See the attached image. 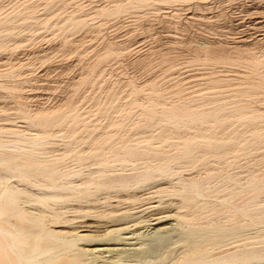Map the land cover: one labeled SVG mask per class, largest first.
<instances>
[{
  "label": "bare ground",
  "instance_id": "6f19581e",
  "mask_svg": "<svg viewBox=\"0 0 264 264\" xmlns=\"http://www.w3.org/2000/svg\"><path fill=\"white\" fill-rule=\"evenodd\" d=\"M16 1H19V0H16ZM30 1H33V0H30ZM46 1L47 2L50 1L49 2L50 4H51V2H52V4L54 3L51 0H46ZM56 1H58V0H56ZM124 1L122 3H120L121 1L120 2L116 1L117 3L115 2L116 4L114 3L115 5L113 6L114 9L121 8L123 6ZM136 1H138L137 4L139 6V3H141L144 0H135V2ZM23 2H26V1L23 0L21 3H23ZM36 2L37 3H35V4H38V2H39V5H37V7L39 8L41 1H36ZM105 2H108V1H105ZM128 2L130 3L131 0H128ZM135 2H131V4H133ZM18 3H17V5L21 6V3L20 4H18ZM43 3L45 4V0ZM162 3H164V2H162ZM27 4L28 5L24 6V8L20 9V7H19V10L18 9L16 10V12H18V13L20 12L22 14L20 21H18L19 19H16L17 18L16 16L15 17H13V15L11 16L10 13H9V15L4 16V17L0 16V36H1L0 39H2L3 36H4V38H7L9 36L7 34H10V36H12L14 34L13 28L18 26L19 22L20 23H31L32 19L34 17L35 18L37 17L36 12L40 9H38V8H37V10L35 9L34 2L30 3V4L27 3ZM85 4H87V3H85ZM53 5L52 6L50 5V8L52 7V9H54ZM133 5H135V4H133ZM14 6H16V5H14ZM48 6L46 3L44 7L46 8ZM1 8H3V7H1ZM5 8H7V6ZM103 8H105L104 11H107L109 9L108 7H107L108 9H106L105 6H103ZM50 10H49V12H50ZM54 10H52V11H54ZM109 10H111V8ZM44 11H45V9H44ZM99 11L101 12V10H99ZM42 12L43 11H41V13ZM45 12H47V14H48V11H45ZM0 13H1V11H0ZM38 13H40V12H38ZM259 13H260V11H259ZM14 14H15V12H14ZM49 14H50L51 19H52L53 16H52L51 12ZM58 14L59 13H57V17L59 16ZM41 15L43 17H47V16L43 15V13ZM54 15H56V14H54ZM38 17H40V15H38ZM69 17H72V15ZM69 17H67V18L69 19ZM19 18H20V16H19ZM58 18H56V19H58ZM61 18H62V16L59 19H61ZM72 18H70V19H72ZM53 19H55V17ZM53 19L51 21H53ZM65 19L66 18L64 17V21L67 20V19L66 20ZM70 19H69V22H70ZM33 20H35V19H33ZM36 20L38 21V18ZM82 20L83 19H81V18L78 19L75 17V19H72L71 21L75 25H78L79 23H81ZM17 21H18V23H17ZM40 22L42 23V21H40ZM34 23H36V22H34ZM41 23L39 24L40 26L42 25ZM44 23L47 24L48 21L44 20L42 26H44ZM65 23H67V21ZM65 23H63V24H65ZM71 23H69V24H71ZM38 24H36L37 27H39ZM69 24L67 23L64 26H66V25L69 26ZM23 25H25V24H23ZM36 25L32 24L33 27H31V28L33 29L34 26L36 27ZM55 26H56V24H55ZM27 27H25V28H27ZM37 27H36V29H37ZM46 27L48 28V25H46ZM25 28L24 29L21 28V30H20V28L19 29L17 28V29H18V31L19 30L22 31V30H25ZM28 28L30 29V26ZM17 29H16L15 33H17ZM145 31H146V29H145ZM38 32H40V31H37V33ZM22 34H24V33L21 32V35ZM5 36H7V37H5ZM32 37H34V36L32 35ZM246 37H247V35H246ZM9 38H11V37H9ZM7 39H5V40L3 39V40L6 42ZM243 39H246V38L244 37ZM249 39L251 40V37ZM240 41H242V40H240ZM2 42L3 41L0 40V45L2 44ZM219 43H220V41H219ZM239 44L242 45V47L240 45L241 48H243L245 46V45L243 46L242 43H239ZM5 45L6 44H4V46ZM122 45H123V43H122ZM198 45L200 46V44H198ZM223 45L224 44H222V46ZM222 46L220 48L223 50ZM236 46L232 47V50H233V48L237 49ZM128 47L123 46L122 48H128ZM214 47H218V46H214ZM247 47H249V46H247ZM0 48H1V46H0ZM118 48H119V46H118ZM118 48H116V49H118ZM206 48L208 49L207 45H206ZM220 48H219V55L221 52H224L225 55L229 56L227 54L228 51H227V53L225 50L220 52ZM244 48L246 49V51H244V53L246 52L247 53L246 55H249L250 53L247 52L246 46ZM244 48L242 50H245ZM37 49H39V48H37ZM119 49H121V46ZM198 49H200V48H198ZM211 49L214 50L216 52V54H218V51L215 50L217 48H215V49L211 48ZM210 50H209V52H210ZM212 50H211V52H212ZM248 50H250V48ZM115 51H117V50H115ZM120 51H122V50H120ZM214 51L212 52L213 55H215ZM250 51L252 52L253 50H250ZM263 51L264 50L262 49V52ZM229 52H231V49L229 50ZM233 52H235V51L233 50ZM254 52L255 51H253L252 53L254 54ZM241 53H243V52H240V54H238L237 56L241 55ZM252 53H251V55H252ZM222 54H221V56H222ZM229 54H232V53H229ZM235 54H237V52H235ZM225 55H223V57ZM41 56H43V54ZM230 56L228 58H230ZM216 57H217V55H216ZM242 57H240V58H242ZM244 57H246V56L244 55ZM30 58H32V57H30ZM0 59H1V57H0ZM226 59H227V57H226ZM231 59L234 61L235 57L234 58L231 57ZM236 59H238V61H240L239 58H236ZM236 59H235V61H236ZM246 59H248V61H249V62L246 61L247 63L255 64L253 59L249 60V57ZM241 60H245V59L242 58ZM3 61L5 62V60L2 59L1 62H3ZM255 61H256V59H255ZM257 61L260 62L262 60L258 59ZM257 61H256V64H258ZM14 62H15V60H14ZM227 62L229 63V61H227ZM262 63H259V64H261L260 66H262ZM256 64H255V67H256ZM252 66H254V65H252ZM16 67L17 66L10 67L11 69H9V71L11 70L10 71L11 74L14 71L16 72V70H13ZM258 68H259V66L256 68V70ZM3 69L4 68H1V70H3ZM18 69H19V67H18ZM253 70H255V69H253ZM256 70H255V73H256ZM2 72L3 71H1V73ZM257 73H258V70H257ZM7 74H9V73H7ZM14 74H12V75H14ZM258 74H260V73H258ZM17 75H19V73ZM261 75L262 74H260V76ZM256 76L259 77L258 75H255V77ZM262 76H264V75H262ZM229 77H232V76H229ZM149 82H151V81H149ZM250 84L253 87V88L250 87L249 88L250 90H251V88L254 89V87H256V89L258 88V91H256V92H259V91H261L259 89H262V87H264V77H261L257 81L250 83ZM247 85L245 86V88H247ZM242 87H244V86H242ZM249 89L247 88L246 90H249ZM243 90L244 89H242V91ZM263 90H264V88H263ZM199 92L202 93L203 91L199 90ZM240 92H241V89H240ZM256 92H254V93H256ZM153 94H155V93H153ZM207 94H208V91H207ZM225 94H227V93H225ZM252 94H249V95H252ZM221 95H222V93H221ZM19 96L21 97V95H19ZM204 96H206V95L204 94ZM145 97H147V95ZM151 97H153V96H151ZM199 98H201V97H199ZM151 99L155 100L154 98H151ZM151 99L148 102H150V101L153 102V100H151ZM202 99H201V101H202ZM207 99H208V97H207ZM210 99H212V98H210ZM197 100H200V99H197ZM23 101H24V99H23ZM180 101H182V100H180ZM24 102H22V98H21V100L17 99V102H16L17 105L14 104L13 108L16 109L15 113L17 115L25 118V120H26L25 122H27L29 126L33 125L30 129L23 127L24 124L20 125L21 123H19V121L18 122L15 121L14 117H13L14 118L13 121H11L12 120L11 119L9 121H5V122L3 121L0 124V131H6V135L5 134L4 135L7 136V137H2L0 135V264H261L262 262H264V175H262V176L260 175L258 177V174L256 172H253V173L257 174L256 177H252L248 180H245L247 178V176H245V178L242 180L241 176L238 177V179H237L234 176L233 172L229 173L231 171L230 170L228 172L229 169L227 170V172H228L227 173V172L223 171L224 169L221 168L222 169V172H221L220 171L221 169L219 170L218 168H220V167H218V166H216V167H218L216 169V171L218 170L220 172L213 171V169H215V168H212V167H211L212 170L208 169L209 170L208 172H194V171L193 172H179V171L184 170L183 167L180 170L178 169L180 167L179 164H178L179 167L178 168L176 167L177 168L176 172H170L171 170H173L172 166H171L172 160L174 161L175 159H179L181 157H186L188 160L195 159L196 155L194 156L193 152H194V148L197 146V143L199 140L205 141V142H203V143H206L204 145V147L206 145H209L208 147H211V148L215 147V146H220V147L222 146V148H223L224 146L226 147V145H228L229 140H230L229 137H228L229 140L226 137H224L225 134L223 136H220V137H215L214 136L215 132L218 129H216V127L214 128L213 125L211 126V124H210L211 128L209 126L207 127V125L209 124L208 121H211V119H213L212 123H214V126H217V124H215V123H219L224 119V116L222 117L219 114V109H217L218 105H216V107H212L215 105L211 106V104H210V106L209 105L206 106L207 103L205 102L206 104L205 103L203 104V105H205V107H204L202 105L189 104L187 101L186 102L185 101L179 102L177 100V102H179V103L173 102V104H171V105H166V104L162 103L161 108H157L158 102H156V105L154 104L155 101L153 103H149L146 105V108H143V109H146L147 112H149V113L146 112L147 114H149L148 117L150 115H152V117H155L156 120L157 119L160 120V119L165 118V119H167L168 122L171 121V123L175 124V125H177L178 122H180L181 120L184 121L183 119H185L186 121H190L189 124L190 123L192 124V122L195 123L198 121L201 123L202 122L203 123L208 122V123H206L207 124L206 126H205V123H204V127L202 126L203 128L207 127L208 132L201 133L202 138H199V136L196 135V133H194V135L192 133H190L193 136L192 135L189 136L190 134H188V135L185 134V136H187V137L183 136L184 137V138H182L183 141L182 142L178 141V142H180L179 144L176 142L177 140L175 139L174 143H177L176 144L177 146L175 147L174 150L171 149L172 151H166L167 149L164 151V150H162V147H160L161 149H159V146H161V145L160 144H157V145L153 144V142L150 140V137H148L151 135L148 134L146 137L139 138L142 135H140L138 133L140 136L139 137L137 136L138 139H136L135 141L133 139V141L125 142L124 144H118V145H122V146H117V147H116L115 143H113V144L115 145L114 148L117 152L119 151V150H117L118 147H120V150L122 149L121 150L123 152L122 157L128 155L130 157V159L135 157V156H139V159H140V156L145 158V160H143L142 164L135 162V161H132V159H131V161H132L131 170H128V171L125 170L127 168H125V169L122 168V170H117V168H115L113 166L109 167L110 165L117 164V161L115 162V159H117V158H114V161H112V162L106 161L107 156H109V155H107V153L109 154V152L111 150L110 151L108 150L109 152L106 153L107 156L105 158V156H104L105 155L104 154L105 149L99 147L100 149H95V150L90 151L91 154L99 157L98 158L99 161H97L99 163L98 167L95 169L94 168L90 169V170H88V172H85V171L83 172V169L81 170V168L75 170V169H71L70 167H66L67 165L66 166L63 165L62 161L58 160V156L54 155L53 153L48 154L49 149L51 147L49 149H47L45 146V142H46V140H48L49 137L56 136V135L57 136L63 135V133H64L63 131L66 127L65 125H63V126H65L64 128L61 126L62 127L61 129H63V131L61 130L58 132H52V131L47 130V126L51 123L52 124L53 123L61 124L62 123L61 121L62 120L64 121L66 119V117L68 120L69 114L70 115H71V113H72V115L74 114L73 111L71 110L72 112L67 114L65 112H61V109H59V108L58 109L60 111L58 112L57 108L55 107L56 108V109H54V110H56L55 112H54V110L53 111L51 110V112L50 111L42 112L43 108L42 109L36 108L37 111H35L36 110L35 109V110H33L35 112H33V111L30 112L29 106L27 104H26V106H28V108L25 107V105H22ZM3 109H5V108H2V110ZM2 110L0 111V113L2 112ZM5 110H3L2 114L4 113ZM131 110H132V108H131ZM243 112H245V111H243ZM243 112H241V113L243 114ZM146 113L144 112V114L142 116H144ZM245 113L248 114L247 111ZM258 114H264V109L258 108L254 112L252 111V113L248 114V116L250 118H252ZM2 116L5 117L4 115H2ZM71 116H70V120L72 119V117L73 118L77 117L75 120L76 122H78L77 120H79V119L81 120V118L78 119V116H75V117L74 116L71 117ZM142 116H141V118H142ZM8 117H10V116H8ZM148 119H154V118L150 117ZM165 119L162 120V121H164L163 123H165V121H166ZM16 120H17V118H16ZM0 121H2V120H0ZM90 121H92V120H90ZM103 122H105V121H103ZM133 122H136L134 124H138L137 121H133ZM74 123H71L72 127L74 126L73 125ZM85 123H86L85 126L82 125V127L87 126V130H88L89 128L87 125L88 124L87 121ZM116 123L117 122H115L113 124H116ZM149 123H147V124H149ZM71 124H70V126H71ZM75 125H77V124L75 123ZM198 125L201 126V124H199V123H198ZM77 126H79V124ZM89 126H91V125H89ZM138 126H139V124H138ZM51 127H53V126H51ZM67 127H68V125H67ZM141 127H138V128H141ZM162 127L164 128L165 126L162 125ZM212 127L214 128V130L216 129V131L213 130L214 135L212 134L213 132L211 133L209 131V128L213 129ZM93 128H95V127H93ZM130 128H132V127H130ZM195 129L198 130L197 128H195ZM128 130H130V129H128ZM152 130H153V128H152ZM207 130H205V131H207ZM258 130H260V129H258ZM78 131H79V128H78ZM110 131H108L109 137L111 136L110 134L115 135L114 134L115 132L111 133ZM156 131H158V130H156ZM167 131L170 132L171 130H167ZM200 131H201V129H200ZM227 131H230V129L229 130L227 129ZM227 131H224V132L227 133ZM168 132H166V130L164 128V129L159 131V134L158 133L157 134L159 135L158 137H161L162 139L166 140L170 136V135L168 136L166 134ZM255 132H256V130H255ZM88 133L90 135V132H88ZM123 133H125V132H123ZM123 133H121V134H123ZM217 133H218V131H217ZM239 133H235L234 136H236L237 134L239 135ZM144 134H145V132H144ZM219 134L220 133H218V135ZM253 134H256V133H253ZM258 134H260V133H258ZM258 134H256V135H258ZM79 135H78V133L73 134L70 139L64 141L65 145L68 147V148L66 147L67 152H68V150L70 151L72 149L70 147L72 142L75 139H77L78 137L81 138V135L80 136ZM91 135H93V134L91 133ZM96 135L98 136L99 133ZM100 135L102 136V134H100ZM127 135L128 134H126V137H127ZM133 135L134 136L132 138L135 137V134H133ZM227 135L231 137L229 132ZM256 135H255V137L259 136V135L258 136H256ZM103 136H104V134H103ZM178 136H180V135H178ZM232 136H233V134H232ZM242 136L243 135H241V138H242ZM251 136H254V135H251ZM100 137L98 139H100ZM104 137L107 138L106 135ZM104 137H102V138H104ZM112 137H114V136H112ZM123 137H122V139L126 138V137H124V138ZM128 137H130V136H128ZM233 137L231 139H233ZM91 138H92V136H91ZM81 139L83 140V138H81ZM84 139H86V138L84 137ZM110 139L108 138V140H109L108 143H110V141H111ZM237 139L240 140L239 138H237ZM250 139H252V137H250ZM82 140L77 142V143H81ZM100 140H103V139H100ZM179 140H181V139H179ZM238 140H237V142H235V140H234L235 144L241 143ZM248 140H249V138H245L244 141H248ZM254 140H258V138L253 139V144H254ZM259 140H261V139H259ZM162 141H164V140H162ZM250 141H252V140H250ZM250 141H249V143H250ZM75 142H76V140H75ZM84 142H83V144H86ZM92 142H93V140L91 141V143ZM101 142L102 141L98 142L99 146H100ZM256 142L259 144L261 141H256ZM170 143L173 144V142H170ZM201 143L199 142V145ZM232 143H233V141H232ZM244 143H242V144H244ZM257 143H256V146H257ZM73 144H74V142H73ZM246 144L247 143H245V146H246ZM101 145H103V144H101ZM93 146L96 148V144ZM238 146H240V145L238 144ZM245 146L243 147L242 152L246 148ZM253 146H255V144ZM61 147H62V145H61ZM112 147L109 148V146H108L109 149H112ZM248 147H249V144H248ZM56 148H58V147H56ZM90 148H92V145ZM211 148H210L211 151L215 150V149L212 150ZM240 148H242V147L240 146ZM89 149L87 151H89ZM196 149H198V148H196ZM204 149H205L204 151L206 152L207 151L206 147ZM216 149H218V148H216ZM219 150H221V149H219ZM60 151H61V149H60ZM199 151H202L203 153L199 152ZM199 151H198V153L204 154L203 149L202 150L200 149ZM208 151H209V149H208ZM223 151H225L224 152V154H225L227 152L226 148L223 149ZM223 151H219L218 153H220V152L222 153ZM260 151H259V153L261 154ZM120 152H118V154ZM216 152H217V150H216ZM216 152H214V154H217ZM74 153L75 154L77 153L78 155L83 154L82 152H79V151H74ZM86 153L88 154V152H86ZM194 153H196V152H194ZM221 153L218 155H221ZM262 153H264V152L262 151ZM84 154H83V156H84ZM115 154H114L115 156H113V157H116V156L121 157L120 156L121 154L120 155H118L117 153H115ZM201 154H199V155H201ZM206 155L207 154H205L204 156H206ZM208 155H209V153H208ZM211 155L213 156V153ZM211 155H209L210 159L211 158L213 159V157L216 156V155H214L212 157ZM229 155L227 154L225 156H229ZM86 156L87 155H85L84 158H86ZM149 156H151V157H149ZM199 158L202 159L203 157L202 158L199 157ZM199 158H196V159H199ZM214 158L217 159V157H214ZM218 158H220V157H218ZM223 158H225V157L223 156ZM76 159L81 160V157L80 156L76 157ZM88 159H85V160H88ZM125 159H126V161L125 160L124 161L126 164V162H128V158L126 157ZM208 159L209 158H207V160L205 162H207V161L209 162L210 159L209 160ZM220 159H222V156ZM258 159H260V157H258ZM93 160H95V159H93ZM108 160H111V159H108ZM117 160H119V159H117ZM204 160H202V161L204 162ZM122 161L123 160L119 161V163ZM192 161L194 163L195 160H192ZM199 161H201V160H199ZM228 161H230V160H228ZM234 161H236V159ZM71 162H73V161H71ZM77 162H79V161H77ZM91 162H94V161H91ZM97 162H95V163H97ZM129 163H130V160H129ZM182 163H184V161H181V165H182ZM248 163L250 166V163H252V162L250 161ZM119 165L117 164L116 166H119ZM201 165H202V163H201ZM205 165L207 166V163ZM212 165H213V163H212ZM84 166H85V163H84ZM86 166L84 169L89 168ZM124 166H127V165H124ZM249 166H247V167H249ZM253 166H254V164H253ZM90 167H92V166H90ZM95 167H96V165H95ZM129 167H130V165H129ZM236 167L239 168V166H236ZM174 168H175V166H174ZM108 169L111 171L107 172ZM202 169H201V171H202ZM231 169H234L232 171H236L235 168H233V167ZM245 171L246 172H243V174L247 173V169ZM223 172L226 174H224ZM236 173H237V171H236ZM240 173H242V172H239V174ZM230 174H232V176H230ZM243 174H241V175L243 176ZM248 174H250V173L248 172ZM237 175L238 174H236V176ZM250 175H252V174H250ZM250 175H248V177H250ZM239 178H240V180H239ZM217 210H220V211L218 212ZM216 211L218 213H216ZM239 215H241L242 218ZM238 218H240V219H238Z\"/></svg>",
  "mask_w": 264,
  "mask_h": 264
},
{
  "label": "rangeland",
  "instance_id": "374dc122",
  "mask_svg": "<svg viewBox=\"0 0 264 264\" xmlns=\"http://www.w3.org/2000/svg\"><path fill=\"white\" fill-rule=\"evenodd\" d=\"M19 1L0 0V8L3 7L1 8L2 10L0 9L1 11L0 16L4 17V16L9 15L10 13L11 16L12 15L13 17L16 16L17 17L16 19H19L18 21H20L22 14L20 12L19 13L16 12L17 9L19 10V7L20 9H22L24 8V6L28 5L27 3L30 4L34 2L35 4L37 3L36 1H41L39 8L37 7V5H39V2L38 4H35V9L37 10L38 8L40 10L36 12L37 17L36 18L34 17L33 19L36 20L38 18L39 22L42 21V23L40 22L42 25H43L44 20L48 21V23L47 24L44 23V26L42 25L40 26L39 25L40 23L37 20L35 21L33 19L31 23H20V22L18 23L17 21L18 26L13 28L14 34L13 35L11 34L12 36H10V34H7L9 36L8 37L5 36V37H7L8 39L4 38V36L2 37V39H0L1 41L4 42V43L2 42V44L0 45L1 46L0 48L1 59L0 60L1 61L2 59L5 60V62L0 61V108L2 107L6 109V110L3 109L5 110L3 114H2L3 112L2 108L0 109V111L2 110V112L0 113V120H2L0 121V124L3 121L5 122L11 119H12L11 121H13L15 118V121L17 122L19 121V123H21L20 125L24 124L23 127L25 128L30 129L33 126V125L29 126L28 123L25 122L26 120L24 117L19 116L15 113L16 109L13 108V105L16 104L17 99L21 100V98H22V102L24 101L26 102V103L24 102L22 105H25V107L27 108L29 106L30 112H32L36 108L37 109L43 108L42 112L44 111L51 112V110L53 111L56 108L58 112L60 111L59 109H61V112H65L67 114L73 111L74 114L72 115L71 113V115L74 117L78 116V119L81 118V120L79 119L77 120L78 122H76L75 120L77 117L73 118L69 114L68 120L66 117L65 119L66 121L62 120L61 124H58V123L49 124L47 126V130L52 131V132H58L61 130L63 131V129L61 128L62 127L64 128L65 126L66 127L63 131L64 136L56 135V136L49 137L48 140H46L45 142V146L47 149L51 147L49 149L48 154L53 153L54 155L58 156V160H61L63 165L65 166L67 165L66 167H70L71 169H75V170L81 168V170L83 169V172L84 171L88 172V170L93 169V168L95 169L99 165V163L97 162L99 161L98 160L99 157L91 154L90 153L91 150L100 149L99 147L105 149V152H104L105 158L107 155H109L107 156V158L111 159V160H108L106 158V161L112 162L114 161V158L119 159V160L115 159V162L117 161V164L118 165L120 164L119 166H116L117 164H114V165H110L109 167L113 166L117 168V170H122V168L123 169L127 168L125 170L128 171V170H131L132 161L142 164L145 158L140 156V159H139V156H135L131 158L132 159L131 161L128 155L122 157L123 152L121 151L122 149L120 150V147H118L117 150H119L118 152L121 151L122 153L120 152L118 154V152L114 148L115 145L116 147L122 146L118 144H124L125 142L133 141V139L135 141L136 139H138L140 135L142 136H140L139 138L146 137L149 134L151 136H148V137H150V140L153 142V144L161 145L159 146V149H161L160 147H162V150L164 151L166 149H167L166 151H172L171 149L174 150L175 147L177 146L176 145L177 143L179 144L180 142L183 141L182 138L187 137L185 136V134L188 135L192 133L194 135V133H196V135H198L199 138H202L201 133L208 132L207 127L208 126L210 127V124H211V126L213 125L214 128L216 127V129H218L217 130L218 133H220L218 135L216 129L214 130L213 127H212L213 129H210L211 128L210 127L209 131L211 133L213 132V130L216 131L215 135H214V132L212 133L215 137H220L225 134L224 137H226L227 139L228 137L230 138L231 141L228 139L229 140L228 145H226V147L224 146L223 148L222 146L221 147L215 146L218 149H216L215 147L211 148V147H208L209 145H206L205 146L206 150L208 151L209 149V151L205 152L204 145L206 143H203L205 142L203 140H199L197 143V146L194 148V152L196 153L193 152L194 156L196 155L195 159L188 160L186 157H181L179 159H175L174 161L172 160L171 166L173 170H171L170 172H176V169L179 166H180L178 168L179 170L182 169V167L184 169L179 172H193V171L194 172H208L209 171L208 169L212 170L211 167L215 168L213 169V171L217 172L218 170L216 171V169L220 167L218 168L219 170L222 168L224 169L223 171L227 172V170L229 169L228 172L231 170L229 173L233 172L234 176L237 179L238 177L241 176L242 180L245 178V176H247L245 180H248L252 177H256L257 174H258V177L260 175L261 176L264 175V157H263L264 153H262V151L264 152V129H263L264 128V114H258L252 118L248 116V114L252 113V111L254 112L258 108L264 109V90H263L264 87H262V89H259L261 91L256 92L258 91V88L256 89V87H254V89H252L253 87L250 84V83L257 81L259 78L264 77L262 76L264 75L263 74L264 73V51L262 52V49L264 50V35H263L264 34V0H197V1L196 0H193V1L192 0H187V1L186 0H183V1L182 0H173V1L167 0L168 2L166 0H165L166 2L164 0H156V1L155 0H144L141 3H139V6L137 4L138 1L135 2V0H131V2H135L133 3L135 5H133L131 4V2L129 3L128 0H125V1L123 0L124 1L123 6L119 9H114L113 6L117 3L116 1L118 2L121 1L120 3H122L123 2L122 0H58V1L51 0L54 2L53 3L54 5L52 4V2L50 4L49 3L50 1L47 2L45 0V4L47 3V6L49 4L51 6L53 5L54 6L53 8L55 10L52 9V7L50 8V5L46 7L47 8L46 9L44 7L45 4L43 3L44 0L43 1L42 0H33V1L25 0L26 2L28 1L27 3L26 2L21 3L23 0H19ZM105 1H108V2H105ZM17 3L18 4L21 3V6L20 5L18 6ZM5 5L7 6V8H5L6 7ZM14 5H16L17 7ZM103 6H105L106 9L111 8V10L108 9L107 11H104L105 8H103ZM44 9L45 11H48V14L47 12L44 11ZM49 10L53 16L52 19L54 17L55 19L58 17L60 18L61 16L63 19L58 18L56 19L57 21L55 19L51 21L52 19L49 14L50 13ZM99 10H101V12ZM41 11H43L42 12L43 15L47 17H43L41 15L42 14ZM57 13H59L58 17H57ZM38 15H40V17H38ZM71 15L73 18L69 17ZM64 17L67 19L65 20L67 21L68 24L71 23L72 22L71 20L75 19V17L78 19L81 18L83 20L78 25H75L72 22L71 24L72 25L74 24L73 26L71 24H69V26L68 25L64 26L65 24H67L65 23L66 21H64ZM67 17H69V19L72 18L70 19V22ZM54 23L56 24V26ZM32 24L33 25L38 24L39 27H37L36 25L37 29L35 26H34L35 29L34 28L32 29L31 28L33 27ZM46 25H48V28L46 27ZM27 26L28 27L30 26V29ZM25 27H27L28 29ZM15 28L16 29L20 28V30L21 28L22 29L25 28V30L18 31L17 29V33H15L16 31ZM37 31H40V32L37 33ZM21 32H23L24 34L21 35ZM32 35L34 37H32ZM244 37L246 39H243ZM250 37H251V40L249 39ZM236 38L237 39L239 38V39L237 40ZM3 39L4 40L7 39L6 42ZM196 42L200 44V46ZM239 43H242L243 46L244 45L246 46L247 52L250 53L249 55H246L247 54L246 52L244 53V51H246V49L244 48L245 46L243 47L245 50H242L243 49L241 48L242 45ZM245 43L246 44L248 43V44L246 45ZM4 44L6 45L4 46ZM222 44L224 45L222 46ZM206 45L208 49L206 48ZM220 45L222 46L223 50L226 51V53L228 51L227 54L229 56L231 55L230 58H228L229 56L225 55L224 52H221L223 50L220 48L221 47ZM234 45L235 46L237 45L236 46L237 49L233 48V50L237 52V54H235V52H233L232 50V47H235ZM118 46L119 48L121 46V49H119ZM123 46L128 47V48H122ZM214 46H218V47H214ZM211 48L213 49L217 48L215 50L218 51V54H216V52L212 50ZM219 48L221 52L220 55H219ZM249 48L250 50L255 51L254 54L252 53L253 51L251 52L250 50H248ZM210 49L212 50V52L214 51L215 55L212 54ZM230 49H231V52H229ZM240 52H243V53L237 56L238 54H240ZM229 53H232V54H229ZM42 54L43 56H41ZM223 55L225 56L223 57ZM244 55L246 57H244ZM231 57L232 58L235 57V59L239 58L240 61H238V59H236V61L234 59L233 61ZM240 57H242L245 60H241L242 58ZM248 57H249V60L253 59L255 64L258 59L262 61L260 62L257 61L258 64H256V67H255V64L247 63L249 62L248 59H246ZM227 61H229V63ZM259 63H262V66H260L261 64ZM251 64L254 66H252ZM14 66H17L14 69L12 68L13 70H16V72L15 71L12 72V74L15 73L14 75H12L10 73L11 70L9 71V69H11L10 67H14ZM258 66L259 68L257 70H258V73L262 74L261 76L260 74L257 73V70H256ZM1 68H4V69L1 70ZM252 68L256 70V73H255V70H253ZM1 71L3 72L1 73ZM18 73L19 75H17ZM255 75H258L259 77L257 76L255 77ZM229 76H232V77H229ZM148 80L151 82H149ZM246 83L247 84L249 83L250 85L248 84L249 85L248 86ZM246 85L248 89L252 87L251 88L252 91L250 89L246 90L247 89L245 88ZM240 89H241V92H240ZM242 89H244L245 91L244 90L242 91ZM199 90L203 92L200 93ZM207 91H208V94H207ZM14 93L15 94L17 93V94L15 95ZM203 93L206 96H204ZM249 94H252V95H249ZM19 95H21V97ZM146 95L147 97H145ZM209 97L212 99H210ZM151 98H154L155 100ZM150 99L153 100V102L155 101L154 102L155 105H156V102H158L157 108H161L162 103L166 105H171L173 104V102L179 103V102H184V101L185 102L187 101L189 104L202 105L204 107L205 105L203 104L205 102L207 103L206 106L208 105L210 106L211 104V106L215 105L212 107H216V105H218L217 109H219V114L222 117L224 116V119L219 123H215L217 124V126H214V123H212L213 119H211V121H208L209 122L208 125L206 124L208 122H204L205 126L207 125L206 128H203L204 127L203 122H202L203 124L199 121L195 123L192 122V124L191 123L189 124L190 121H186L185 119H183L184 121L181 120L180 122H178L177 125H175V124H172L171 121L168 122L167 119L164 118L166 121L165 123H163L164 121L162 120L164 119L156 120L155 117H152V115L148 117L149 114L147 113L149 112H147L146 109H143V108H146L147 104L153 103L151 101L148 102ZM197 99H200V100H197ZM177 100L179 102H177ZM26 104L28 106H26ZM37 109L35 111H37ZM55 111L56 110H54V112ZM243 111L245 112L247 111L248 114ZM144 112L145 113L147 112V113L144 116H142ZM241 112H243V114ZM2 115H4L6 118L3 117ZM70 116L72 117L71 120H70ZM150 117L154 119H148ZM86 121L88 123L87 124L89 128L88 130H87V126L84 127L86 124L85 123ZM133 121H137L139 126L138 124H134L136 122H133ZM70 122L71 123L75 122L77 125L79 124V126L81 125L80 126L81 128L75 125V123L73 124L74 126L72 127V124ZM115 122L117 123L113 124ZM198 123L201 124V126H199ZM82 125L84 126L82 127ZM89 125H91L92 127ZM162 125L165 126L164 128L166 132H168L167 130H171L170 132L166 133L168 136L170 135L169 138L166 140L162 139L161 137H158L159 131L164 129ZM137 126L141 128H138ZM260 127L261 128L263 127L262 128L263 130ZM78 128H79V131H78ZM127 128L130 130H128ZM195 128H197L198 130H196ZM204 129L207 131H205ZM227 129L228 130L230 129V131H227ZM258 129H260L261 131ZM108 131H110L111 133L115 132L114 133L115 135L110 134L111 136L109 137ZM143 131L145 132L146 135L144 134ZM224 131H227V133ZM88 132H90V135ZM123 132L128 134L127 137H126V134ZM228 132L231 135V137L227 135ZM239 132L240 133L242 132V133L240 134ZM257 132L260 134H258ZM76 133H78V135L80 134L81 138H83V140L84 141L86 140V141L84 142L81 138L78 137L77 139H75L76 142L75 140L73 141L74 144L72 142L70 146L72 149L70 151L68 150L67 152V149H66L67 146L65 145L64 141L70 139L72 135ZM91 133L93 135H91ZM95 133L96 134L99 133V135L97 136ZM235 133H239V135L237 134L236 136H234ZM253 133L258 134L259 136ZM4 134L6 135V131H0V135L2 137H7ZM100 134H102V136ZM103 134L104 136L106 135L107 138H105ZM133 134H135L134 138H132L134 136ZM192 134H190L189 136H191ZM232 134L234 137L232 136ZM241 135H243L242 136L243 139L241 138ZM251 135H254V136H251ZM255 135L258 137H255ZM123 136L126 138H124ZM128 136H130L131 138ZM84 137L86 139H84ZM99 137L100 139H103V140L98 139ZM122 137L124 139H122ZM232 137L233 139H231ZM244 137L249 138V140L244 141L245 140ZM250 137H252V139H250ZM253 137L255 139L258 138V140H254L255 146H253L254 145ZM108 138L109 139L111 138L110 143H108L109 142ZM237 138H239L240 140H238ZM175 139L177 140L176 141L177 143H174ZM81 140H82L81 143H77ZM90 140L91 141L93 140V142L91 143ZM98 140L102 141L100 143V146L98 144L99 142ZM234 140L235 142H237V140L241 142L238 144L242 148H240V146H238L237 143L235 144ZM242 140L245 143H247L246 146ZM256 141H261V142L258 144ZM83 142L86 144H83ZM170 142H173V144H171ZM199 142L200 143L202 142V143L199 145ZM113 143H115V145ZM256 143H257V146H256ZM60 144L62 145L63 148L61 147ZM95 144H96V148L93 146ZM248 144H249V147H248ZM91 145H92V148H90ZM107 145L109 146V148L113 146L112 149H109ZM244 146L246 148L242 152V149ZM210 148L212 150L215 149L213 150L214 152H216L217 150L216 152L217 154H214V152L211 151ZM225 148L227 152L224 154L225 151H223V149ZM88 149L89 151H87ZM200 149L201 150L203 149L204 154L198 153ZM108 150L109 151L111 150V151L109 152ZM74 151H79L85 154L84 156L83 154L78 155L77 153L75 154ZM219 151H223L222 153L220 152L221 155H218L220 154L218 153ZM259 151L261 152V154L259 153ZM86 152H88V154ZM107 152H109V154ZM199 152H202V151H199ZM211 152L213 153V156L216 155L214 157H217V159L211 155L212 154ZM113 153L114 154L117 153L118 155L121 154L120 156L122 158L119 156L113 157L116 155V154L114 155ZM208 153L209 155L213 157V159L212 158L210 159V156L208 155ZM205 154H207L209 157L207 155L204 156ZM227 154L228 155L230 154V155L225 156ZM85 155H87L86 158H84ZM79 156L81 157V160L76 159V157H79ZM221 156H222V159H220ZM223 156L226 159L223 158ZM126 157L128 158V162H126L125 164ZM199 157L201 158L203 157V158L200 159ZM258 157H260V159H258ZM196 158H199V159H196ZM207 158H209L211 161L208 159L209 162L208 161L205 162ZM85 159H88V160H85ZM93 159H95L96 161ZM235 159L236 161H234ZM76 160L79 162H77ZM121 160L123 161L125 160V161L124 162L122 161L123 163L122 162L119 163V161ZM129 160H130V163H129ZM192 160H195L194 163ZM197 160L198 161L201 160V161L198 162ZM202 160H204V162ZM91 161H94V162H91ZM181 161H184V163H182V165L184 164L183 166L181 165ZM250 161L252 163H250V166H249L248 162ZM84 163H85V166L87 165L86 167H89V168L84 169L85 168ZM206 163H207V166L205 165ZM124 165H127V166H124ZM236 166H239V168ZM230 167L235 168L237 173L236 171H232L234 169H231ZM200 168L201 169L203 168L202 171ZM222 169L220 170L221 172H222ZM246 169H247V173H246L247 175L245 173L243 174V172H246L245 171ZM108 171H111V170L108 169L107 172ZM239 172H242V173L239 174ZM248 172L252 175L248 174ZM253 172H256L257 174ZM235 173L238 174L239 176L238 175L236 176ZM241 174H243V176ZM248 175H250V177H248ZM230 176H232V174H230ZM217 211L219 212L220 210H217ZM217 211L216 213H218ZM239 216L241 217V215ZM261 264H264V262H262Z\"/></svg>",
  "mask_w": 264,
  "mask_h": 264
}]
</instances>
